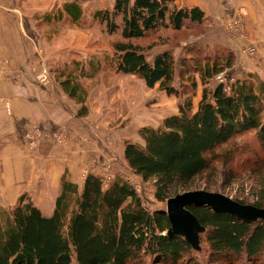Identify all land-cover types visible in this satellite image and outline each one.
Returning <instances> with one entry per match:
<instances>
[{
    "label": "trees",
    "instance_id": "trees-1",
    "mask_svg": "<svg viewBox=\"0 0 264 264\" xmlns=\"http://www.w3.org/2000/svg\"><path fill=\"white\" fill-rule=\"evenodd\" d=\"M46 18L80 23L84 11L77 3H67ZM92 18L120 37L113 45L117 73L136 76L147 88L159 87L179 98L178 115L157 129L139 130L144 145L125 143L129 167L145 182L154 181L158 202L190 191L221 157L218 151L247 133H255L261 150L247 163L264 162V78L259 74L250 73L230 91L224 84L211 91L205 88L194 108L197 82L189 75L197 74L207 85L235 66L233 50L197 47L179 62L171 51L159 53L153 63L147 60L158 42L143 46L141 41L159 31L206 33V16L199 7L178 8L176 0H115L112 11H97ZM94 63L91 59L90 68H85L72 62L54 73L60 91L77 106L86 102L81 80L93 79L98 72V62ZM178 68L182 83H190L191 95L175 86ZM86 115L87 108L79 107L77 117ZM228 151L227 162L233 155ZM262 181L260 197L253 203L258 210H264V176ZM188 210L205 230L211 263L264 264V218L241 219L207 205H191ZM171 227L166 210L150 212L134 188L119 178L105 189L100 178L89 175L81 189L64 174L52 215L25 194L9 209L0 206V264H142L145 258L151 264H188L199 251L185 237L168 235Z\"/></svg>",
    "mask_w": 264,
    "mask_h": 264
},
{
    "label": "rangeland",
    "instance_id": "rangeland-1",
    "mask_svg": "<svg viewBox=\"0 0 264 264\" xmlns=\"http://www.w3.org/2000/svg\"><path fill=\"white\" fill-rule=\"evenodd\" d=\"M67 3H77L82 7L84 18L80 23L57 18L49 21L46 18L47 14L57 13ZM114 5L115 0H0V68L11 70L13 76L21 75L25 70L32 75L34 82L42 87L46 86L42 84L40 76L45 74L48 79L47 87L51 85L58 87L54 73L61 70L64 65L78 62L81 66L90 68L88 63L91 59H95L94 64L98 62V72L95 77L81 80L87 90V95L86 102L78 107H86L87 115L80 117L81 134L79 141L74 143L79 144L82 150L88 145L94 147L95 150L92 151L93 153L83 150L84 157L80 161L82 166L75 179L68 171L64 174H67V178L81 189L89 175L100 178L105 189H108L119 178L134 188L150 212L167 210V202L161 203L156 200L154 181L145 182L133 172L125 159L124 151L126 142L145 144L139 135L141 128H159L165 118L178 114L179 98L174 95L169 96L159 87L147 88L144 81L136 76L117 73L113 45L120 40V37L118 34L110 35L105 24L92 18L97 11H112ZM176 5L180 7L177 3ZM248 18L247 8L240 7L225 13L222 19L225 31L231 38L234 37L228 33V23L232 20L240 21L245 29V36L234 39L248 42L244 53L251 57L247 49L249 47L257 49V47L252 43L254 38ZM117 22L120 23V20L118 19ZM206 33L202 36L200 30L196 32L164 30L141 41V45L158 42V45L147 53V60L152 61L162 50L171 49L170 51L179 62L192 48H211L201 46L202 43H199ZM194 34L199 37H195ZM169 40L172 44L164 45ZM251 58L256 59L259 72L242 71L238 77L236 72L232 71L237 68V57L232 70L225 72L227 73L225 86L229 91L237 82L245 81L250 73L259 74L264 78V61L258 56V50L257 55ZM17 60L24 62L26 67L11 68V63H19ZM92 68L95 72L96 65ZM179 72L181 71L178 68L176 88L181 94L185 92L187 96L191 95L193 91L190 83L185 86L181 80L182 74ZM189 76L190 80L194 77L197 82L192 98L196 111L202 100L204 89L214 90L220 83L215 77L207 85H203L197 74L191 73ZM183 78L187 81V77L183 76ZM38 135H40L39 132L35 134V137ZM53 135L54 138L57 136L59 139H64L62 142H66L65 144H69L67 141L72 137L68 127L57 129ZM230 149L233 155L227 162L226 155ZM260 152L255 133L250 132L236 138L229 146L218 151L221 157L212 162L211 167L199 177L195 187L190 191H181L179 194L206 191L222 194L242 206L253 207V203L257 197H260L263 189L261 183L263 182L262 176H264V162L251 165L247 162L252 163L258 158L257 154L260 155ZM59 158L60 153H56L55 157L48 160L49 172L57 166ZM39 165L32 175L31 188L34 190L25 195L31 201L36 198L47 203L43 212L50 216L54 212L55 201L60 194V184L64 174L60 178L58 189L52 183L53 176L48 174L47 178L50 183L47 187L41 179ZM42 182L43 185H41ZM9 208L11 206L6 209ZM205 238V230L201 227L195 228L193 241L195 249L199 252L192 255L188 264H213L208 260L209 251ZM142 264H151V259L145 258ZM235 264L241 263L236 261Z\"/></svg>",
    "mask_w": 264,
    "mask_h": 264
},
{
    "label": "crops",
    "instance_id": "crops-1",
    "mask_svg": "<svg viewBox=\"0 0 264 264\" xmlns=\"http://www.w3.org/2000/svg\"><path fill=\"white\" fill-rule=\"evenodd\" d=\"M176 3L179 8L199 7L205 13L207 33L199 43L204 47L233 50L238 57L237 68L232 70L233 73L236 72L240 77L242 71L259 72L256 59L244 53L248 42L229 37L222 18L233 9L247 8L248 22L254 38L252 43L257 47L260 59L264 61V0H176ZM170 50L164 49L161 52ZM154 61L155 58L148 60L150 63ZM17 62L19 63H11L10 67L25 66L24 62ZM23 72L13 76L11 70L0 68V205L5 208L14 206L20 196L34 190L31 188L32 175L38 164L42 181L48 187L50 182L47 175L50 174L53 176V185L58 189L60 178L65 172L72 173L73 178H76L82 166L80 161L84 157L83 150L89 153L95 150L89 145L82 150L79 144H74L79 141L81 134V122L77 117L79 107L55 85H37L32 75L25 70ZM65 127L69 128L72 136L67 141L69 144L62 142L64 139L57 136L52 137L57 129ZM38 132L40 135L35 137ZM56 153H60L58 164L49 172L48 160L55 157ZM32 201L42 211L46 209L44 207L47 203L42 200L34 198Z\"/></svg>",
    "mask_w": 264,
    "mask_h": 264
},
{
    "label": "water",
    "instance_id": "water-1",
    "mask_svg": "<svg viewBox=\"0 0 264 264\" xmlns=\"http://www.w3.org/2000/svg\"><path fill=\"white\" fill-rule=\"evenodd\" d=\"M191 205H207L216 213H228L251 221L264 218V210L242 206L222 194L206 191H191L178 194L167 201L166 212L172 226L168 235H184L193 246L194 230L201 226L197 218L188 210V207Z\"/></svg>",
    "mask_w": 264,
    "mask_h": 264
},
{
    "label": "built area",
    "instance_id": "built-area-1",
    "mask_svg": "<svg viewBox=\"0 0 264 264\" xmlns=\"http://www.w3.org/2000/svg\"><path fill=\"white\" fill-rule=\"evenodd\" d=\"M228 33L232 36V37H244L245 36V29L243 28V26L241 25L239 20H232L228 23ZM247 53L253 57L257 55V49L254 47H249L247 49ZM41 82L43 85L47 86L48 84V79L45 76V74L40 76ZM216 81L219 82L220 84H226L227 81V73H221L218 76H216ZM219 84V85H220ZM1 126V125H0Z\"/></svg>",
    "mask_w": 264,
    "mask_h": 264
}]
</instances>
